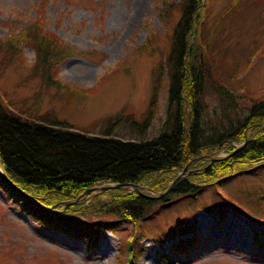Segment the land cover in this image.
<instances>
[{
  "label": "rangeland",
  "instance_id": "obj_1",
  "mask_svg": "<svg viewBox=\"0 0 264 264\" xmlns=\"http://www.w3.org/2000/svg\"><path fill=\"white\" fill-rule=\"evenodd\" d=\"M253 1L257 0H209L206 24L210 27L223 19L215 41L218 44L221 39V43L213 48L212 56L230 61L222 74L228 86L259 98L264 97V0ZM161 6V0H0V37L13 39L15 47L0 45V90L16 107L32 114L54 110L74 128L89 127L95 118L124 106L141 118L151 97L153 67L168 50L179 16L174 8L173 15L164 19ZM37 18L42 19L46 33L67 45L66 51H73L60 56L55 65L53 52L39 64L37 41L23 38L29 33L26 27ZM45 71L56 84L44 80ZM165 88L160 89L153 107L149 137L166 116ZM140 188L148 191L146 186ZM220 190L240 207L234 209L232 203L218 200L215 188L208 187L198 199L201 204L183 200L162 211L157 221L143 223L149 235L140 239L144 248L134 263L264 264V224L263 228L250 225L243 212L264 208V170L235 177ZM91 199L84 196V204ZM21 204L0 187V264L128 261L124 233L134 227L132 221H124L123 230L117 232L99 226L96 243L89 247L85 234L43 224ZM216 204L220 214L214 209ZM181 218L188 221L182 224L185 230L176 228L162 243L154 241L151 234L159 226L168 230ZM189 238L195 242L184 251L181 241ZM164 254L169 258H163Z\"/></svg>",
  "mask_w": 264,
  "mask_h": 264
},
{
  "label": "trees",
  "instance_id": "obj_2",
  "mask_svg": "<svg viewBox=\"0 0 264 264\" xmlns=\"http://www.w3.org/2000/svg\"><path fill=\"white\" fill-rule=\"evenodd\" d=\"M161 2L164 19L174 8L179 16L168 50L153 67L151 97L141 118L124 106L95 118L89 127L74 128L54 110L32 114L16 107L0 90V187L43 224L85 234L89 247L96 243L99 226L117 232L124 221H132L134 227L124 233L128 261L119 259L120 264H135L134 257L143 251L139 242L149 235L143 227L146 220L157 221L159 213L183 200L199 204L208 187L215 188L218 200L237 209L220 189L235 177L264 170V97L235 92L222 76L230 61L212 56L221 43L215 41L223 19L207 27L209 0ZM41 20L31 21L23 38L37 41L39 64L53 52L55 65L73 51L46 33ZM12 42L0 37L1 46L14 49ZM51 76L43 74L47 83L56 84ZM165 85L166 116L149 137L153 107ZM221 150L224 155L218 154ZM103 183L119 185L84 192ZM84 196H92L89 204ZM217 204L214 209L220 214ZM248 210H243L248 223L263 228L264 208ZM90 213L96 217H84ZM184 221H174L168 230L159 226L151 236L162 243L176 228L185 230ZM193 242L182 239V250Z\"/></svg>",
  "mask_w": 264,
  "mask_h": 264
},
{
  "label": "water",
  "instance_id": "obj_3",
  "mask_svg": "<svg viewBox=\"0 0 264 264\" xmlns=\"http://www.w3.org/2000/svg\"><path fill=\"white\" fill-rule=\"evenodd\" d=\"M177 178H179V176H177ZM119 184L118 183H110V184H107V185H101V188H107V187H109V186H118ZM135 187H136V185H135ZM96 188H98V186H93V187H89V188H87L84 192H89L90 190H94V189H96Z\"/></svg>",
  "mask_w": 264,
  "mask_h": 264
}]
</instances>
